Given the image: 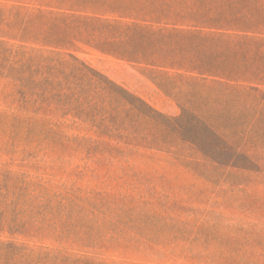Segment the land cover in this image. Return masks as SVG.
<instances>
[{
    "label": "rangeland",
    "instance_id": "obj_1",
    "mask_svg": "<svg viewBox=\"0 0 264 264\" xmlns=\"http://www.w3.org/2000/svg\"><path fill=\"white\" fill-rule=\"evenodd\" d=\"M74 54L166 117L181 114L179 102L151 82L160 75L152 68L85 47ZM162 72L176 93L195 87L199 98L187 107L239 151H222L232 162L210 161L152 121L142 125L133 149L120 154L105 149L114 142L72 127L70 116L50 117L65 122L60 134L32 142L23 131L0 127V171L31 185L29 196L46 207L40 219L48 226L3 239L59 251L56 264H264V85L257 102L252 94L243 101L245 94L234 98L211 78ZM11 93L10 81L0 78V110ZM249 108L258 112L244 111ZM89 139L104 150L89 155L81 143Z\"/></svg>",
    "mask_w": 264,
    "mask_h": 264
},
{
    "label": "trees",
    "instance_id": "obj_2",
    "mask_svg": "<svg viewBox=\"0 0 264 264\" xmlns=\"http://www.w3.org/2000/svg\"><path fill=\"white\" fill-rule=\"evenodd\" d=\"M83 47L152 68L151 73L160 75L151 82L179 102L181 114L166 117L81 61L74 52ZM164 70L211 78L233 90L232 97L245 94L246 101L252 94L257 102L259 86L264 85V4L261 0H0V78L13 88L3 98L0 127L15 134L23 131L29 142L60 134L65 122L50 117L70 116L72 127L114 142L105 149L120 154L133 149L142 125L152 121L210 161L232 162L239 151L187 107L199 98L195 87L189 85L192 91L185 95L174 92ZM180 98L187 100L181 103ZM260 98L264 101V95ZM127 105L129 109L124 108ZM81 143L89 155L104 150L99 140ZM222 151L234 154L226 158ZM33 191L10 171H0V264L62 262L59 251L3 239V234L28 237L48 229L40 219L46 207L29 196Z\"/></svg>",
    "mask_w": 264,
    "mask_h": 264
}]
</instances>
